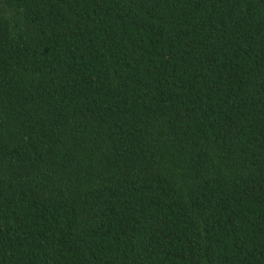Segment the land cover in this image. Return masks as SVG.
<instances>
[{"label": "trees", "instance_id": "16d2710c", "mask_svg": "<svg viewBox=\"0 0 264 264\" xmlns=\"http://www.w3.org/2000/svg\"><path fill=\"white\" fill-rule=\"evenodd\" d=\"M0 264H264V0H0Z\"/></svg>", "mask_w": 264, "mask_h": 264}]
</instances>
